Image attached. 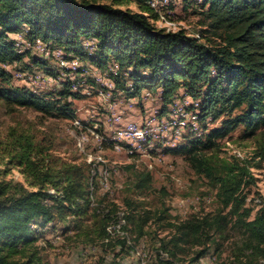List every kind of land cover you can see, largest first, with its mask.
Instances as JSON below:
<instances>
[{"label": "rangeland", "instance_id": "374dc122", "mask_svg": "<svg viewBox=\"0 0 264 264\" xmlns=\"http://www.w3.org/2000/svg\"><path fill=\"white\" fill-rule=\"evenodd\" d=\"M199 2L167 0L158 8L162 17L154 24L169 31L183 29L190 35L206 30L208 20ZM121 7L137 10L134 2ZM203 34L204 39L219 42L218 37ZM13 37L16 41L24 39ZM81 40L85 48L93 50L94 42ZM61 52L64 56L62 48ZM30 57L4 65L10 76L0 79V85L57 98L64 82L84 83L74 90L79 96L61 99V103H68L73 117L49 115L0 100L1 178L12 184L18 182L28 190L36 189L29 185L24 167L8 161L7 152L14 149L10 144L14 138L21 143L32 140L41 151L37 157L43 165L50 164L52 175L69 178L57 188L44 184L54 195L44 200L52 220L43 227L31 226L39 232L33 246L42 264H161L166 259L176 264H248L251 250L245 244L250 234L243 221L254 219L264 204L263 128L248 136L238 125L208 144L210 129L222 126L227 116L221 115L213 120L208 117L207 130H201L199 137L185 132L177 145L190 146L195 140L192 153L205 159L209 175L197 173L183 149L163 153L161 148L147 157H130L111 144L115 115L137 123L149 113L150 117L167 118L169 104H174H164L159 90L147 88L128 97L109 76L113 68L116 70L111 61L105 73L78 60L77 72L66 73L65 69L53 75ZM47 60L48 66L57 71L54 58ZM99 92L109 97L102 98ZM183 92L181 89L176 93L175 101L186 104ZM76 119L79 126L74 124ZM7 149L4 157L2 152ZM88 152L104 159L105 163L98 165L108 168L107 182L100 184L95 176L91 180ZM238 167L248 170L251 177ZM68 184L73 190L71 200L61 198ZM108 209L122 218L107 223V237L102 214ZM252 257V264L264 263V244Z\"/></svg>", "mask_w": 264, "mask_h": 264}, {"label": "trees", "instance_id": "16d2710c", "mask_svg": "<svg viewBox=\"0 0 264 264\" xmlns=\"http://www.w3.org/2000/svg\"><path fill=\"white\" fill-rule=\"evenodd\" d=\"M130 2L136 4L137 10L121 7ZM199 3L205 8L208 29L190 35L183 29L167 31L156 27L154 21L159 14L148 0H0V79L10 76L4 65L29 55L45 72L56 74L47 59L31 54L29 49L20 50L13 36L20 35L30 42L39 38L52 47L62 48L66 59L90 63L101 72L107 71L109 61L117 64L118 69L109 76L128 97L147 88L159 90L164 104L173 103L181 89L196 102L201 99L197 108L202 130H207L208 117L213 120L227 115L222 126L208 132V144L238 125L243 126L246 135H253L264 129V0ZM203 33L218 37L219 42L204 39ZM81 39L94 40L93 50L85 48ZM127 68L130 70L124 72L125 76L121 71ZM71 88L70 81L64 82L56 98L0 85V100L49 115L73 117L68 103H61L62 98L79 96V91ZM13 141L10 144L14 149H7L2 155L6 157L9 150L8 161L24 167L29 185L36 189L7 182L0 172V264H42L33 246L39 232L31 225L43 227L52 220L44 200L54 195L47 192L44 184L57 188L69 178L52 175L50 164L43 165L37 157L41 151L32 140ZM190 143L192 146L181 143L163 147L162 151L183 149L194 170L209 175L205 159L192 153L196 141ZM238 170L251 177L244 167ZM69 185L64 188L62 199H73ZM111 211L102 214L106 221L103 233L107 237V223L122 218ZM126 219L130 220V216ZM243 225L250 234L245 245L251 250L248 264H252V256L264 244V204L254 219L243 221ZM161 264L176 263L166 259Z\"/></svg>", "mask_w": 264, "mask_h": 264}, {"label": "built area", "instance_id": "2783aa9c", "mask_svg": "<svg viewBox=\"0 0 264 264\" xmlns=\"http://www.w3.org/2000/svg\"><path fill=\"white\" fill-rule=\"evenodd\" d=\"M148 4L158 12V8L167 4V0H148ZM159 17L162 16L159 14ZM90 42H94V40H90ZM16 46L20 50L29 49L33 54L43 59H49L50 57L54 58V65L57 69L56 72L62 73L65 69L68 70L66 73H72V70L77 72V68L79 67L78 59H66L60 47H52L49 43L39 38L33 42L25 39L17 40ZM114 67L116 70L118 69L115 63ZM113 70L115 73L116 70L114 68ZM72 77L73 76H70V78ZM69 81L71 82L73 90H76L77 87L84 84L82 81ZM182 94L185 95L183 101L186 104H183L182 101L176 102L174 99V106L169 104L170 108L167 112V118L159 119L155 116L150 117L149 113L140 123H137L133 120L123 121L121 120L120 114L115 115L114 122L116 128L111 134L112 146L124 150L130 157L136 155L147 157L155 150L165 146L177 145L179 139L181 140L185 132L189 131L199 137L202 129L198 120V103L196 100H191V97L188 96L186 92ZM99 95L102 96V98L109 97L108 94L105 97L103 92H99ZM188 106H192L193 108L188 110ZM74 124L79 126L80 121L76 119L74 120ZM101 139H103V137H101ZM87 156L89 158L88 162L90 164L91 180H95V176L100 184L107 182L109 175L108 168H100L98 165L105 163L102 156L100 154H93L92 152H88ZM31 226L35 227L37 225L32 224Z\"/></svg>", "mask_w": 264, "mask_h": 264}]
</instances>
